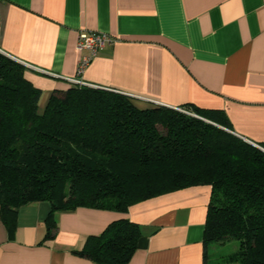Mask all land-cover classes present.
<instances>
[{"label": "crops", "instance_id": "crops-1", "mask_svg": "<svg viewBox=\"0 0 264 264\" xmlns=\"http://www.w3.org/2000/svg\"><path fill=\"white\" fill-rule=\"evenodd\" d=\"M82 29L117 41L79 75ZM0 52L21 63L41 90L39 111L54 90L71 86L67 78H80L130 97L138 108L220 109L232 133L264 143V0H0ZM210 190L189 186L125 212L57 211L49 238L50 203L22 205L13 233L0 218V264H99L76 251L120 218L141 230L127 264H203Z\"/></svg>", "mask_w": 264, "mask_h": 264}, {"label": "trees", "instance_id": "trees-1", "mask_svg": "<svg viewBox=\"0 0 264 264\" xmlns=\"http://www.w3.org/2000/svg\"><path fill=\"white\" fill-rule=\"evenodd\" d=\"M24 72L0 52V218L9 233L18 208L37 201L51 206L49 238L57 211L125 212L135 202L207 184L203 264H264V151L234 135L222 110L138 108L121 93L71 85L54 90L39 111L41 90ZM140 235L139 224L120 218L76 253L124 264ZM232 240L228 253L206 252L210 243Z\"/></svg>", "mask_w": 264, "mask_h": 264}, {"label": "built area", "instance_id": "built-area-1", "mask_svg": "<svg viewBox=\"0 0 264 264\" xmlns=\"http://www.w3.org/2000/svg\"><path fill=\"white\" fill-rule=\"evenodd\" d=\"M116 41V37L105 32L91 31L86 29L80 30L77 35L76 48L77 50L82 51V54L77 62V74L80 75L82 73L84 68L90 63V61L98 54V52L103 47H105L106 45H112ZM67 80L71 85L92 86L84 82L80 78H67ZM176 109L186 112L181 108Z\"/></svg>", "mask_w": 264, "mask_h": 264}, {"label": "rangeland", "instance_id": "rangeland-1", "mask_svg": "<svg viewBox=\"0 0 264 264\" xmlns=\"http://www.w3.org/2000/svg\"><path fill=\"white\" fill-rule=\"evenodd\" d=\"M261 147V146H260ZM264 148V147H262ZM234 243L236 244V241H233L232 242H227L226 244H213V243H210L207 247V252L208 254L210 255H213V254H225V253H228L230 251L233 250V245Z\"/></svg>", "mask_w": 264, "mask_h": 264}, {"label": "water", "instance_id": "water-1", "mask_svg": "<svg viewBox=\"0 0 264 264\" xmlns=\"http://www.w3.org/2000/svg\"><path fill=\"white\" fill-rule=\"evenodd\" d=\"M16 61V60H15ZM18 62V61H17ZM101 88V87H100ZM232 132V131H231ZM234 134V133H233ZM235 135V134H234ZM237 136V135H236ZM240 138H242V137H240ZM245 142H247V143H249V144H251V145H254V146H256V147H258L259 149H261L262 151H264V149H262L259 145H257V144H255V143H253V142H251V141H249V140H247V139H244V138H242Z\"/></svg>", "mask_w": 264, "mask_h": 264}]
</instances>
